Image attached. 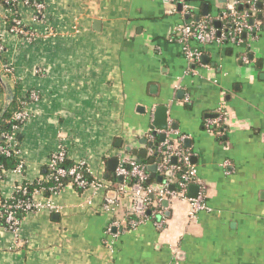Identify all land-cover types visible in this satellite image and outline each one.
Wrapping results in <instances>:
<instances>
[{"label": "crops", "instance_id": "crops-1", "mask_svg": "<svg viewBox=\"0 0 264 264\" xmlns=\"http://www.w3.org/2000/svg\"><path fill=\"white\" fill-rule=\"evenodd\" d=\"M42 1L54 35L3 36L21 95L33 90L37 98L25 103L17 136L23 173L5 172L0 195L43 177L63 136L68 158L113 189L120 160L137 158L132 149L154 155L153 139L164 133L159 145H183L209 209L189 219L186 199L161 202L159 228L153 201L151 216L133 226L131 189L107 211L103 187L67 183L43 194L57 211L26 213L16 232L0 226V264H264V0L261 8L237 0L254 19L242 42H191L199 63L183 54L175 30L187 17L176 0ZM226 1L191 0L192 14L219 21ZM20 15L41 32L31 9ZM5 96L0 85V109ZM158 105L168 107L166 131L153 127ZM219 114L218 127L208 126Z\"/></svg>", "mask_w": 264, "mask_h": 264}, {"label": "built area", "instance_id": "built-area-1", "mask_svg": "<svg viewBox=\"0 0 264 264\" xmlns=\"http://www.w3.org/2000/svg\"><path fill=\"white\" fill-rule=\"evenodd\" d=\"M2 1L5 6L3 7L0 4V62L2 61V72L6 79L9 77V80H7L10 84H19L18 78L15 75V65L13 60L9 59V57L6 58L5 56L6 47L3 42L5 31L3 32L2 28H4V25L9 20L11 25L7 27L6 31L24 37L29 41L34 40L37 35L44 38L54 35L55 29L48 22L49 13L47 5L42 0ZM257 1L258 0H252L251 4L254 6ZM176 2L180 5V13L183 16H186L187 19L179 24L175 31L179 37V41L182 43L183 54L191 63H199L202 55L201 49L193 47L191 42L201 45L208 43L222 45L227 42L240 43L243 41L242 35L249 33L253 29V26L249 23V12H239L237 10V0H227L226 9H222L220 12L218 18L219 21H224L225 25L228 26L224 29L215 27L213 18L210 16L195 19L192 14V5L187 0H177ZM15 7H19L20 9H31V20L34 25L41 26V32H38L35 29V26H25V23H23L21 18L14 16L13 10ZM1 57H4L5 60H2ZM244 59H246V57ZM27 96L30 99L37 98V94L33 90L28 92ZM28 116L29 111L26 108V104L20 102L18 107L11 112L9 118L6 120L10 123L9 131H2L0 129V154L18 159L17 164L11 170L3 171L2 173L0 172V176L2 175L5 177V172L8 171L23 173L24 166L23 161L19 157L17 136L22 124ZM223 117L224 114H219L213 119H208L207 125L218 127ZM162 148H164V150H162ZM154 151L156 153H163L162 160L158 163L154 162L156 171L169 170L172 173L177 170V164L172 162V158L174 157L176 161L183 162L184 173L180 176V180L177 183V190H171L169 188L170 184L167 180L158 182L157 184H145V181L148 179V173L146 171L147 165L137 161L135 157L121 159L114 171L115 176L133 177L135 179L133 186H128L122 182L112 189L110 184L103 182L101 179L93 178L91 181H88L85 172L89 171L84 161H77L70 166L63 165L65 159L68 157L65 137L63 136L59 143V147L51 153L46 166L48 170L46 175L39 177L34 181L24 180L17 182L13 185L12 192L9 196L0 195V226L3 224L6 228L16 232L20 223V219L17 216L19 211L24 213L41 209L57 211V205L50 200V198L44 199L43 194L45 191L52 195L58 194L61 188L64 187L61 181L64 177H70L69 183L80 189H86L88 187H103L107 193L104 198L103 208L107 211L113 210L118 192L123 193L126 188L131 189L133 193L131 214L137 217L130 220V223L133 226L145 219V213L147 214L148 211V195L150 194L156 196L154 204L159 207V209H156L159 218L158 221H155L159 228L162 227L161 216L163 214L159 205L163 200H170L175 197L186 199L189 203V219H195L199 212L208 210L209 208L205 201L204 190L201 187L200 179L196 175V169L189 161V156L178 149L177 143L168 140H165L161 145L157 146L156 150H152L151 153ZM50 180L53 181V185H43V183H47ZM191 184L199 186V190L195 197H189L187 195L188 187ZM30 185L33 186L30 187ZM139 201H141L140 204Z\"/></svg>", "mask_w": 264, "mask_h": 264}, {"label": "trees", "instance_id": "trees-1", "mask_svg": "<svg viewBox=\"0 0 264 264\" xmlns=\"http://www.w3.org/2000/svg\"><path fill=\"white\" fill-rule=\"evenodd\" d=\"M187 1L190 3L191 0H187ZM0 4L3 7H5L3 5V1L2 0H0ZM19 9H20L19 7H15V9L14 10L12 9V10H13L14 16H18L19 18H21V15H20L21 9L20 10ZM193 16L196 19L194 14H193ZM9 17H11V16H9ZM21 19H22V21L24 23L23 18H21ZM10 25H11V23L8 20L7 23L4 25V28H2L3 32L6 31L7 27L10 26ZM25 26L29 27L28 24H25ZM1 58H2V60H5L4 57H1ZM8 79H9V77H8ZM10 86L12 87V91H13L14 97H13V100L10 103L9 107L7 108L6 112L0 117V129L2 131H9V129H10V123L7 122L6 120L9 118L11 112L15 108L18 107L20 102L26 103L29 100L28 96H22L21 95L20 89H19V87H20L19 84L13 83V84H10ZM159 143H160V141L157 138L153 139L154 150H156L157 146H159ZM180 148L182 150L184 149L183 145L178 144V149L180 150ZM162 150H164V148H162ZM153 153H154V155H151L150 157H147V158H143V159H141L140 162L146 165L148 163V160L151 157L153 158L154 162H157V163L160 162L162 160V158H163V153L162 152L156 153L155 151ZM17 162H18L17 158H14L12 156H5L4 154H0V172L2 173L3 171L11 170L17 164ZM73 163H75V162H73L72 160H70L67 157V159H65L63 165L64 166H70ZM175 163L177 164L178 169L173 171L170 176L166 175V170L157 171L156 172V176H160L161 177V181L167 180L169 182V184L171 183V185H173L174 189L177 190L178 189L177 183L180 180V176L184 173V165H183L182 161H176ZM146 171L148 173L147 166H146ZM47 173H48V170H47V167H46L44 175H46ZM85 176H86L88 181H91L93 179L92 176L89 174V172H85ZM117 177L118 176H115L114 173L112 174V176H110V179L113 182L112 183L113 185L124 182L128 186H133V184L135 183V179L133 177H131V176H124V177H122L121 181H118ZM1 178H3L2 175L0 176V179ZM61 181L63 183V186H65L67 183L70 182V177H64V178L61 179ZM157 183L158 182H157L155 177L150 179V184H157ZM43 185H47V186L48 185H53V181L50 180L47 183H43ZM32 186L33 185H30V187H32ZM44 194L48 195L49 193L47 191H45ZM148 197H149V195H148ZM155 199H156L155 195L153 197V200L150 201V199H149V203H147V208L148 209L151 208V204L153 203V201ZM155 209H159V207H156ZM25 214L26 213L19 211L17 216L19 217V219H21ZM149 216H151V215L145 213V218H149ZM129 218L133 219V218H137V217H135V215L131 214V216H129ZM1 226L5 227L3 224Z\"/></svg>", "mask_w": 264, "mask_h": 264}, {"label": "water", "instance_id": "water-1", "mask_svg": "<svg viewBox=\"0 0 264 264\" xmlns=\"http://www.w3.org/2000/svg\"><path fill=\"white\" fill-rule=\"evenodd\" d=\"M241 6L242 5L240 4L238 6V8L241 9L242 8ZM256 6L258 8H261L262 2L260 0H258L257 3H256ZM179 7H180V5H178V8ZM206 10H207V5L204 4L203 5L204 13L207 12ZM261 17H262L261 14L257 15L258 19H261ZM253 22H254V19H250L249 20L250 24H252ZM219 24H220L219 21H215L214 22L215 27H219ZM0 85L6 92L4 105L0 109V117H1L6 112L7 108L9 107L10 103L12 102L14 94H13L12 88L10 86V83L8 82L6 77L3 76L1 73H0ZM167 109H168V107L166 105H158V106H156V108L154 110V113H153V116H154L153 127H156V128L161 129L163 131H166V129H167ZM164 139H165V134L162 133L159 136V140L163 141ZM142 141L145 142V139H143ZM129 150H131V148L130 147H126V152L129 151ZM132 152H133L134 155H137L136 159L139 162L141 161V158H143L145 156V151L144 150L132 149ZM175 161H176L175 157L172 158V162L174 163ZM148 164L149 165L147 166V169L150 171V177L145 181V183L147 185L150 184V179L154 178V177L156 178L157 182H161V177L160 176H156V168H155L154 160H153L152 157L148 160ZM167 174H171V171H168ZM117 179H118V181H121L122 177L118 176ZM169 188L173 189V186L170 185ZM198 190H199V186L198 185L191 184L188 187L187 195L189 197H195L197 195ZM140 202L141 201H139V204H140ZM162 202H163L164 206H167V204H168L167 200H163ZM148 212L149 211H147V213Z\"/></svg>", "mask_w": 264, "mask_h": 264}]
</instances>
